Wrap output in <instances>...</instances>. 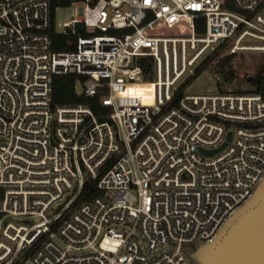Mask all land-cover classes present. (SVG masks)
Here are the masks:
<instances>
[{
	"label": "built area",
	"instance_id": "built-area-1",
	"mask_svg": "<svg viewBox=\"0 0 264 264\" xmlns=\"http://www.w3.org/2000/svg\"><path fill=\"white\" fill-rule=\"evenodd\" d=\"M56 1L0 0V264H201L189 254L264 179V98L173 101L217 48L264 53V0ZM51 28L74 50L54 51ZM71 73L102 119L52 106ZM89 181L100 194L82 200Z\"/></svg>",
	"mask_w": 264,
	"mask_h": 264
},
{
	"label": "water",
	"instance_id": "water-1",
	"mask_svg": "<svg viewBox=\"0 0 264 264\" xmlns=\"http://www.w3.org/2000/svg\"><path fill=\"white\" fill-rule=\"evenodd\" d=\"M230 136L229 132L228 140ZM218 150L203 152L212 154ZM189 257L201 264H264V179L218 236Z\"/></svg>",
	"mask_w": 264,
	"mask_h": 264
},
{
	"label": "trees",
	"instance_id": "trees-1",
	"mask_svg": "<svg viewBox=\"0 0 264 264\" xmlns=\"http://www.w3.org/2000/svg\"><path fill=\"white\" fill-rule=\"evenodd\" d=\"M71 0H58L55 2L56 5L67 6L69 5ZM202 19H198V31L202 29ZM50 36L52 39V49L57 52H65V51H72L74 50V41L75 38L72 36L64 35L61 33H56L51 28ZM71 42L72 44H69ZM220 51L217 48L213 51L210 56L203 62V64L198 67L194 75L188 78L184 84L179 88L176 97L173 101L175 103L177 99L182 95V90L186 87L192 79L196 78L198 74L201 73L207 67L208 62L210 59L216 55ZM231 55L229 54L222 57L218 62V70L215 71L214 75L218 77L216 79V85L219 92H224L228 88L233 89L236 92L240 93H258L264 98V55L257 62V71L256 73L248 79L252 80L250 89L243 90L236 85H232V82L236 78L234 74V70L231 68ZM75 84H76V75L75 74H59L54 75L52 79V106L58 105H75V104H88L94 111L96 115L102 119V114L106 111V108L102 107L99 102L100 95H96L94 97H85L83 95L78 96L75 92ZM132 92H143L141 86L131 87ZM100 194V191L96 187L94 182H87L83 188L80 198L82 200H91L97 197Z\"/></svg>",
	"mask_w": 264,
	"mask_h": 264
},
{
	"label": "rangeland",
	"instance_id": "rangeland-1",
	"mask_svg": "<svg viewBox=\"0 0 264 264\" xmlns=\"http://www.w3.org/2000/svg\"><path fill=\"white\" fill-rule=\"evenodd\" d=\"M70 8L63 7L55 12L54 21L57 31L63 30V23L70 18ZM228 51L220 50L218 55L212 57L207 64V67L197 75L196 78L186 86V92L189 93H216L218 91L216 85L215 71L218 70L217 62L224 56L229 55ZM264 53L256 52H238L231 55V68L234 70L236 78L232 85L241 86L243 90L250 89L251 78L257 71V62L263 58ZM77 89L80 88L79 83H76Z\"/></svg>",
	"mask_w": 264,
	"mask_h": 264
},
{
	"label": "bare ground",
	"instance_id": "bare-ground-1",
	"mask_svg": "<svg viewBox=\"0 0 264 264\" xmlns=\"http://www.w3.org/2000/svg\"><path fill=\"white\" fill-rule=\"evenodd\" d=\"M131 92H132V90H131V87H130V89H129Z\"/></svg>",
	"mask_w": 264,
	"mask_h": 264
}]
</instances>
